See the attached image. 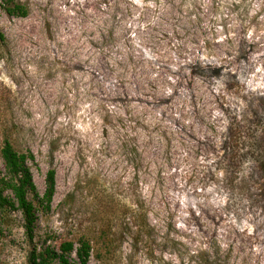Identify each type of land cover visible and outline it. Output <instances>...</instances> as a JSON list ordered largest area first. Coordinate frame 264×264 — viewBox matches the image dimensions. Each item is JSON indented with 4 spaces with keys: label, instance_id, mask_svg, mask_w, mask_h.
Listing matches in <instances>:
<instances>
[{
    "label": "rangeland",
    "instance_id": "1",
    "mask_svg": "<svg viewBox=\"0 0 264 264\" xmlns=\"http://www.w3.org/2000/svg\"><path fill=\"white\" fill-rule=\"evenodd\" d=\"M21 1L0 6V170L9 135L40 194L57 171L38 247L264 264V0ZM3 220L0 264H30L21 212Z\"/></svg>",
    "mask_w": 264,
    "mask_h": 264
},
{
    "label": "trees",
    "instance_id": "2",
    "mask_svg": "<svg viewBox=\"0 0 264 264\" xmlns=\"http://www.w3.org/2000/svg\"><path fill=\"white\" fill-rule=\"evenodd\" d=\"M0 6L10 16L27 17L30 7L21 0H0ZM174 2H168L170 7ZM6 36L0 33V47L6 45ZM4 170H0V215L2 223L7 222L9 214L19 211L23 217L25 235L30 244V264H71L75 253L79 264H89L94 245L86 236L77 241L65 240L59 247L46 245L38 247L35 243V230L39 212L49 211L56 192L55 168H50L46 176V189L40 194L34 181L32 164L36 157L31 150L18 149L9 135H5L1 147Z\"/></svg>",
    "mask_w": 264,
    "mask_h": 264
}]
</instances>
